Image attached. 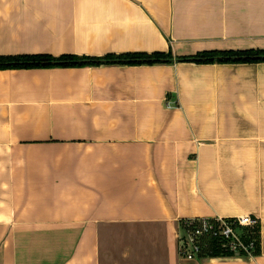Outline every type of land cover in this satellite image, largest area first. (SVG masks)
<instances>
[{
    "label": "crops",
    "instance_id": "0c3cea01",
    "mask_svg": "<svg viewBox=\"0 0 264 264\" xmlns=\"http://www.w3.org/2000/svg\"><path fill=\"white\" fill-rule=\"evenodd\" d=\"M264 51V0H0V57ZM259 221L185 261V219ZM0 264H264V63L0 70Z\"/></svg>",
    "mask_w": 264,
    "mask_h": 264
},
{
    "label": "trees",
    "instance_id": "16d2710c",
    "mask_svg": "<svg viewBox=\"0 0 264 264\" xmlns=\"http://www.w3.org/2000/svg\"><path fill=\"white\" fill-rule=\"evenodd\" d=\"M173 61L187 62L195 64H255L264 63L263 50L248 51H223V52H204L192 57L174 59L171 53H133L122 55H108L103 58H78L75 56L64 55L53 58L48 55L36 56H8L0 57V70L5 69H44V68H68V67H84V66H100V65H154L168 64ZM187 219L180 221V232ZM239 232L242 234V240L245 244L254 243V248L248 254L240 253L239 257H252L259 250V224L253 228H243ZM221 241L219 239L210 238L206 241V247L202 249L197 260L204 258H227L235 257L231 253H227L221 249Z\"/></svg>",
    "mask_w": 264,
    "mask_h": 264
},
{
    "label": "built area",
    "instance_id": "2783aa9c",
    "mask_svg": "<svg viewBox=\"0 0 264 264\" xmlns=\"http://www.w3.org/2000/svg\"><path fill=\"white\" fill-rule=\"evenodd\" d=\"M259 221L250 216L230 219H187L179 234V254L185 261L198 259L206 241L210 238L219 239L221 249L239 257L240 253L248 254L254 248V243L245 244L242 240L243 228H253Z\"/></svg>",
    "mask_w": 264,
    "mask_h": 264
}]
</instances>
